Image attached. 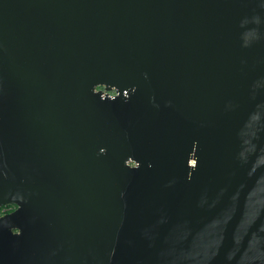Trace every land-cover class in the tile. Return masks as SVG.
I'll return each instance as SVG.
<instances>
[{"label":"water","instance_id":"obj_1","mask_svg":"<svg viewBox=\"0 0 264 264\" xmlns=\"http://www.w3.org/2000/svg\"><path fill=\"white\" fill-rule=\"evenodd\" d=\"M6 203L0 264H264V0H0Z\"/></svg>","mask_w":264,"mask_h":264},{"label":"built area","instance_id":"obj_2","mask_svg":"<svg viewBox=\"0 0 264 264\" xmlns=\"http://www.w3.org/2000/svg\"><path fill=\"white\" fill-rule=\"evenodd\" d=\"M104 93H107L109 96H112V97H113V96L117 95L119 92L116 91L115 88H112V89L110 90V92H108V90H105ZM125 93H126V91H125ZM6 204H7V203H6ZM3 205L5 206V204H3ZM3 205H0V208H2ZM9 209H10V208H9ZM5 211H6V209H3V210L0 209V215L3 214V213H5Z\"/></svg>","mask_w":264,"mask_h":264},{"label":"trees","instance_id":"obj_3","mask_svg":"<svg viewBox=\"0 0 264 264\" xmlns=\"http://www.w3.org/2000/svg\"><path fill=\"white\" fill-rule=\"evenodd\" d=\"M6 206H8V205H10L11 207H10V209L9 208H7V210L5 211V212H8V211H11V210H13L16 206H15V204H13V203H7V204H5ZM4 206V205H3ZM1 210H2V208H0Z\"/></svg>","mask_w":264,"mask_h":264},{"label":"flooded vegetation","instance_id":"obj_4","mask_svg":"<svg viewBox=\"0 0 264 264\" xmlns=\"http://www.w3.org/2000/svg\"><path fill=\"white\" fill-rule=\"evenodd\" d=\"M99 88H102V86H99ZM108 92H110V90H108ZM15 206H16V205H15ZM10 207H11L10 205H8V206L5 205V206L2 207V210H3V209H6V210H7V208H10Z\"/></svg>","mask_w":264,"mask_h":264}]
</instances>
